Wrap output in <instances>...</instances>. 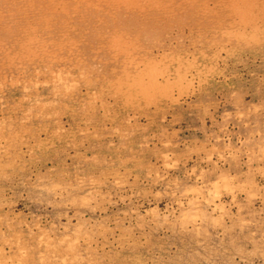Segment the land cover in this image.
Wrapping results in <instances>:
<instances>
[{
	"label": "rangeland",
	"instance_id": "1",
	"mask_svg": "<svg viewBox=\"0 0 264 264\" xmlns=\"http://www.w3.org/2000/svg\"><path fill=\"white\" fill-rule=\"evenodd\" d=\"M0 264H264V0H0Z\"/></svg>",
	"mask_w": 264,
	"mask_h": 264
}]
</instances>
